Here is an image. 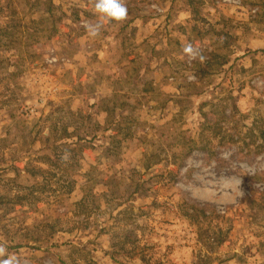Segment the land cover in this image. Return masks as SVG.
Listing matches in <instances>:
<instances>
[{"label": "rangeland", "instance_id": "obj_1", "mask_svg": "<svg viewBox=\"0 0 264 264\" xmlns=\"http://www.w3.org/2000/svg\"><path fill=\"white\" fill-rule=\"evenodd\" d=\"M125 4L92 37L93 0H0V244L264 264V0Z\"/></svg>", "mask_w": 264, "mask_h": 264}, {"label": "clouds", "instance_id": "obj_2", "mask_svg": "<svg viewBox=\"0 0 264 264\" xmlns=\"http://www.w3.org/2000/svg\"><path fill=\"white\" fill-rule=\"evenodd\" d=\"M94 10L97 14V21L89 26V35L99 36L105 22L122 24L128 15L125 0H93ZM184 52L189 57H196V53L191 46H187ZM201 60L203 56L199 57ZM0 264H20V260L15 254L9 253L3 244H0Z\"/></svg>", "mask_w": 264, "mask_h": 264}]
</instances>
